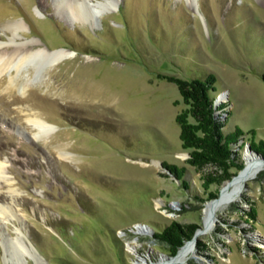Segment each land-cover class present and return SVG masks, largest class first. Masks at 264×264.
<instances>
[{
	"label": "rangeland",
	"instance_id": "1",
	"mask_svg": "<svg viewBox=\"0 0 264 264\" xmlns=\"http://www.w3.org/2000/svg\"><path fill=\"white\" fill-rule=\"evenodd\" d=\"M105 1L0 0L3 53L32 39L75 53L0 73V264H264V168L236 200L203 212L243 169L245 150L264 159L249 143L264 139V0H118L99 10ZM17 20L22 29L4 27ZM208 73L223 130L244 134L231 145L242 168L205 190L179 139L186 105L160 74ZM34 114L53 124L48 136L35 138ZM170 221L196 225L179 262L183 245L172 255L155 236Z\"/></svg>",
	"mask_w": 264,
	"mask_h": 264
},
{
	"label": "trees",
	"instance_id": "2",
	"mask_svg": "<svg viewBox=\"0 0 264 264\" xmlns=\"http://www.w3.org/2000/svg\"><path fill=\"white\" fill-rule=\"evenodd\" d=\"M160 77L174 83L186 105L175 116L179 125V139L182 148L187 150L186 162L202 174V186L205 190L213 183H221L233 176L235 170L242 168L231 145L239 140L244 134L242 129L235 126L233 131L225 132L223 128L227 120L221 119L215 114L214 107L216 77L208 73L205 78L186 79L172 74H160ZM264 80V74H262ZM226 102L219 106L222 108ZM215 108V109H214ZM249 133L254 134V129ZM250 146L264 154V139H249ZM212 167L210 171H205ZM169 168L178 176L182 177L185 168L177 164H170ZM220 171L218 175H216ZM212 197L215 193L210 192ZM209 194V195H210ZM251 219L255 218L254 212H249ZM196 225L192 223H178L170 221L166 226L155 232V236L166 242L168 250L174 255L183 243L194 235Z\"/></svg>",
	"mask_w": 264,
	"mask_h": 264
},
{
	"label": "bare ground",
	"instance_id": "3",
	"mask_svg": "<svg viewBox=\"0 0 264 264\" xmlns=\"http://www.w3.org/2000/svg\"><path fill=\"white\" fill-rule=\"evenodd\" d=\"M103 5L107 8V10L116 9V7L118 6V0H106L103 3L96 4L99 10H101V8L104 7ZM77 10L78 11H74L72 13L75 14L76 16L85 14V13H82V8L79 9L78 7ZM84 11L85 10L83 9V12ZM84 19H88V15H85ZM4 27L17 30V29H22L23 24L20 20H17L14 22H8L7 24L4 25ZM37 43H39L37 39L35 40L32 39L31 42H29L27 46H15L12 48V51L8 54L3 53L2 51L3 48L2 46H0V73L6 68L19 69L23 64H27V63L33 64V63L39 62V60H42L41 63L45 62V64L52 65V64L58 63L62 59L73 57L75 55L74 52H72L71 50H67L64 47H59L56 49H48L40 43H39L40 44L39 46L35 47ZM97 88L99 89V87ZM221 98L222 96L219 97V99ZM28 120L37 129V134H34L35 138H39L44 134L48 136L51 130L54 128L52 123L38 116L37 114H34L31 117H28ZM59 154L61 158L69 159L72 153L68 154V153L61 152ZM177 156L181 158L182 156H184V154L178 153ZM243 160H244L245 166L233 178V180H228L223 183L222 191L219 197L205 204L203 208V212L205 215L209 214L211 211H215V210L220 209L221 207L226 206L231 201L236 200V198L241 194L242 185L247 180L253 178L260 170L264 168V159L261 161H257L259 160V158H257L256 156H254L252 153H250L247 150H245L243 153ZM143 164L146 165V163H143ZM2 172H3L2 162L0 160V177H1ZM2 211L6 213V210L3 209ZM191 241H186L183 244V246L179 249L177 256L174 258L175 262H179L181 259H183L186 256L191 246ZM130 246L132 248H135L133 243L132 244L130 243ZM260 246L264 247V244L261 243ZM144 259L145 258H143L142 260L141 259L138 260V263L139 264H160L159 261L152 260L151 262H146L144 261Z\"/></svg>",
	"mask_w": 264,
	"mask_h": 264
},
{
	"label": "water",
	"instance_id": "4",
	"mask_svg": "<svg viewBox=\"0 0 264 264\" xmlns=\"http://www.w3.org/2000/svg\"><path fill=\"white\" fill-rule=\"evenodd\" d=\"M188 155V154H187Z\"/></svg>",
	"mask_w": 264,
	"mask_h": 264
}]
</instances>
